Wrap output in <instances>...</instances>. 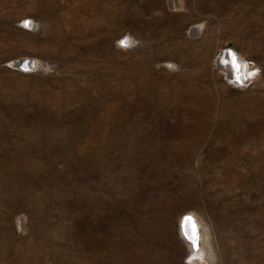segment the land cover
Here are the masks:
<instances>
[{"label":"rangeland","instance_id":"obj_1","mask_svg":"<svg viewBox=\"0 0 264 264\" xmlns=\"http://www.w3.org/2000/svg\"><path fill=\"white\" fill-rule=\"evenodd\" d=\"M187 214L264 264V0H0V264H192Z\"/></svg>","mask_w":264,"mask_h":264},{"label":"bare ground","instance_id":"obj_2","mask_svg":"<svg viewBox=\"0 0 264 264\" xmlns=\"http://www.w3.org/2000/svg\"><path fill=\"white\" fill-rule=\"evenodd\" d=\"M193 31L197 33L199 31V27H197V26L193 27ZM34 61H32L30 57H23L17 61L18 63L16 64V66L18 68H21V69L31 70L32 67H29V66H35V63L37 65V62L34 63ZM19 62H21V63L23 62L24 65H22V64L20 65ZM217 63L219 65L220 69L222 70V72H224L228 76V78L231 81H233L234 83H236L237 85L243 83V81L246 78H248V80H249L250 79L249 76H251L253 74V71H252L253 69H251V67H250V70H249V65H248V62L246 61V59L242 55H240L239 53H237L235 50H232V49H230V50L225 49L222 52H220V56H218V58H217ZM189 216L192 217V222L195 223L197 234H198V240H197L198 246L197 247L194 248L192 246L193 243L189 240L190 249H191L192 255L194 256V257L192 256V258H191V259H193L192 264H211L213 262L212 260L215 258H214V255L208 253V250L212 249L214 251L213 247L209 243V236H210L209 229L206 228L205 224L203 227L201 226V224H199V221L201 223L203 220L201 221V219L198 218L197 216L190 215V214L186 215V217H189ZM181 220H183V216L181 217ZM183 221H184V232L187 230L188 234H191L192 223L189 222L186 225L185 224V218ZM139 248L141 249V247H139ZM197 248H199V249L196 251ZM136 252H138V251H136ZM134 254H135V252H134ZM136 257H138V256H136ZM197 258H199V259H197ZM152 259H150V260H152Z\"/></svg>","mask_w":264,"mask_h":264},{"label":"snow or ice","instance_id":"obj_3","mask_svg":"<svg viewBox=\"0 0 264 264\" xmlns=\"http://www.w3.org/2000/svg\"><path fill=\"white\" fill-rule=\"evenodd\" d=\"M27 26V25H26ZM189 222H192V217H185V224L187 225ZM185 235L188 240H190L193 245H197V240H198V234L196 230V225L194 222H192V232L191 234H188L187 230L185 231Z\"/></svg>","mask_w":264,"mask_h":264},{"label":"water","instance_id":"obj_4","mask_svg":"<svg viewBox=\"0 0 264 264\" xmlns=\"http://www.w3.org/2000/svg\"><path fill=\"white\" fill-rule=\"evenodd\" d=\"M30 24H31V23L29 22L28 25H30ZM229 50H230V49H229ZM31 60H32V59H31ZM32 61H34V60H32ZM17 63H18V62H17ZM17 63H16V64H17ZM34 63H35V62H34ZM19 64H20V65H21V64L24 65L23 62H22V63L19 62ZM29 67H32V68H33L34 66H29ZM248 81H249L248 78H246V79L243 81V83H241V84H245V83H247ZM190 217H191V216H190ZM191 223H192V222H191ZM182 228H183V233H184V235H185V232H184V222H183V226H182ZM185 237H186V235H185ZM186 238H187V237H186ZM193 246H194V245H193ZM197 246H198V243H197V245L194 246V248L197 247Z\"/></svg>","mask_w":264,"mask_h":264}]
</instances>
